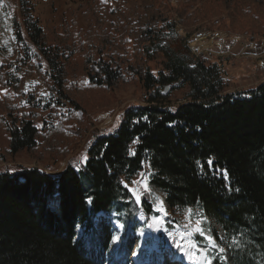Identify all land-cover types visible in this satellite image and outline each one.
I'll return each mask as SVG.
<instances>
[{"label":"trees","instance_id":"obj_1","mask_svg":"<svg viewBox=\"0 0 264 264\" xmlns=\"http://www.w3.org/2000/svg\"><path fill=\"white\" fill-rule=\"evenodd\" d=\"M183 1L175 8L171 0H140L138 8L119 13L113 31L105 6L91 0L47 33L34 18L33 0H19L28 39L48 67L38 65L37 72L51 96L28 92L25 80L0 69L4 157L69 156L82 137L81 103H90L88 95L99 98L137 83L146 105L128 108L117 128L95 135L79 168L70 163L56 176L26 167L0 172V264H105L107 239L99 237L95 219L130 216L133 195L125 184L145 165L171 223L180 224L189 210L200 213L217 244L218 252L208 255L212 264H264V82L222 95L216 67L152 49L174 26L171 16L185 27L225 16L213 27L229 23L234 33L264 37V0H199L192 13ZM80 16L91 20L86 29ZM15 34L23 42L18 25ZM159 54L165 74L149 65ZM185 86L188 101L166 103L164 87ZM151 206L146 195V217Z\"/></svg>","mask_w":264,"mask_h":264},{"label":"rangeland","instance_id":"obj_2","mask_svg":"<svg viewBox=\"0 0 264 264\" xmlns=\"http://www.w3.org/2000/svg\"><path fill=\"white\" fill-rule=\"evenodd\" d=\"M88 1L91 0H33V15L49 33L51 29L69 21L72 13ZM197 1L199 0H187L186 3L183 1V8L189 9L188 12L192 13L199 7ZM98 2L108 11V19L113 23L110 28L113 31L120 26L119 13L127 8L135 9L140 6V0H98ZM171 5L178 8L177 0H171ZM225 18L221 16L209 23L185 27L178 16H171L170 22L174 26L167 35L160 37L152 49L156 50L160 46L171 54L184 58L190 64L204 63L207 67H216L223 85L222 95L256 88L264 82V37L251 38L247 33H234L229 23L226 28L213 27L215 20H225ZM23 22L19 0H0V69L4 72L10 71L14 77L25 80L28 92L36 91L38 97L47 100L51 94L37 72V66L42 65L44 68L42 71H48V67L40 49L30 43ZM90 23V19L80 16L81 28L86 29ZM17 25L23 32V42H18L16 39ZM163 62L164 57L159 54L149 62V65L154 72L165 74ZM189 90V86L176 91L164 87L162 95L168 97L167 104L178 106L188 101ZM87 100H90L89 104L81 103L86 110L82 137L66 158L54 155L45 160H38L25 154L4 157L8 137L5 128L0 125V172L17 173L26 167L38 168L56 176L70 163L79 168L80 163L85 162L84 157L80 155L84 152L87 143L95 135L117 128L123 113L128 108L145 106L146 91L142 84L136 83L112 90L99 98L88 95ZM153 174L150 166L145 165L143 171L125 184L132 195L134 189L143 192L142 182L145 179L150 189L149 193L141 195L139 202L133 195L132 212L129 217L122 215L120 218L115 213L112 215L101 213L97 216L95 228L100 233L99 237L105 241L107 239V245L103 250L105 264H184V261H175L172 256L176 253L181 257L185 256L190 226L195 225L197 221H203L201 224L203 227L205 221L200 213L189 210L180 224L171 223L163 200L150 188ZM146 195L152 203L149 217L145 216L142 207V198ZM160 201L163 202L166 215L158 210ZM128 229L130 233L127 232ZM197 237L202 239V242H199ZM193 240L200 250L206 251L207 255L211 250L218 252L216 248L208 245V241L203 236L196 234ZM177 244L183 247L178 248ZM123 249L126 254L120 257Z\"/></svg>","mask_w":264,"mask_h":264},{"label":"snow or ice","instance_id":"obj_3","mask_svg":"<svg viewBox=\"0 0 264 264\" xmlns=\"http://www.w3.org/2000/svg\"><path fill=\"white\" fill-rule=\"evenodd\" d=\"M132 154L134 155L135 153L132 152ZM84 160L86 161L87 157H84ZM208 163H209V165H211V160H209ZM134 183L139 184L141 182H134ZM142 184H143V192H137L135 189L133 190V195L136 196V199L138 202L140 201L142 194L150 192V189H149V186L147 184L146 179L142 182ZM158 210L161 212H164V214L166 215V211L163 208V202L162 201L159 202ZM202 223H203V221H197L195 225L190 226V231L187 234L188 247L185 250V255H187L189 257V259L194 260V264H212L211 259L207 255L206 251L200 250L198 245L193 240V236L198 234L200 236H203L208 241V245L210 247L217 248L216 241L210 235L207 234L206 230L203 227H201ZM181 239H184V237H181ZM176 246L178 248L183 247L180 244H177ZM219 251L221 253H223L224 249L219 248Z\"/></svg>","mask_w":264,"mask_h":264},{"label":"bare ground","instance_id":"obj_4","mask_svg":"<svg viewBox=\"0 0 264 264\" xmlns=\"http://www.w3.org/2000/svg\"><path fill=\"white\" fill-rule=\"evenodd\" d=\"M173 257V259L175 260V261H178V260H182V261H184L183 263L184 264H194V260H192V259H189V257L187 256V255H185V256H180L179 254H175L174 256H172Z\"/></svg>","mask_w":264,"mask_h":264},{"label":"built area","instance_id":"obj_5","mask_svg":"<svg viewBox=\"0 0 264 264\" xmlns=\"http://www.w3.org/2000/svg\"><path fill=\"white\" fill-rule=\"evenodd\" d=\"M201 37V36H200Z\"/></svg>","mask_w":264,"mask_h":264}]
</instances>
